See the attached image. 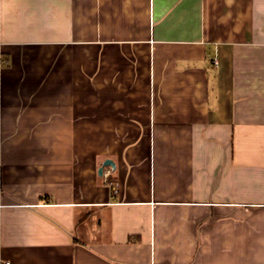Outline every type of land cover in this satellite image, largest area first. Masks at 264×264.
Returning a JSON list of instances; mask_svg holds the SVG:
<instances>
[{
	"label": "crops",
	"instance_id": "crops-1",
	"mask_svg": "<svg viewBox=\"0 0 264 264\" xmlns=\"http://www.w3.org/2000/svg\"><path fill=\"white\" fill-rule=\"evenodd\" d=\"M2 261L264 264V0H0Z\"/></svg>",
	"mask_w": 264,
	"mask_h": 264
},
{
	"label": "water",
	"instance_id": "water-1",
	"mask_svg": "<svg viewBox=\"0 0 264 264\" xmlns=\"http://www.w3.org/2000/svg\"><path fill=\"white\" fill-rule=\"evenodd\" d=\"M105 165H113V162H112V160H110V159H106V160H104V162L102 163V165H101V167L99 168V173L102 171V168H103V166H105Z\"/></svg>",
	"mask_w": 264,
	"mask_h": 264
},
{
	"label": "built area",
	"instance_id": "built-area-1",
	"mask_svg": "<svg viewBox=\"0 0 264 264\" xmlns=\"http://www.w3.org/2000/svg\"><path fill=\"white\" fill-rule=\"evenodd\" d=\"M0 264H10V262L9 261H2V262H0Z\"/></svg>",
	"mask_w": 264,
	"mask_h": 264
}]
</instances>
